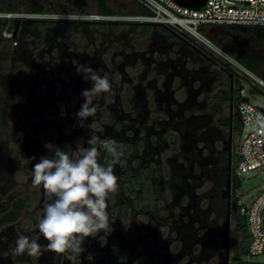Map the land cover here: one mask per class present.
<instances>
[{"label":"flooded vegetation","instance_id":"1","mask_svg":"<svg viewBox=\"0 0 264 264\" xmlns=\"http://www.w3.org/2000/svg\"><path fill=\"white\" fill-rule=\"evenodd\" d=\"M143 12L135 0H0V264H37L14 251L19 235L37 237L47 199L31 166L91 136L124 154L107 200L112 230L85 240L82 264L241 263L238 78L166 28L128 19ZM244 33L257 71L264 28ZM78 65L112 84L83 127L75 113L92 82ZM38 264L69 262L45 250Z\"/></svg>","mask_w":264,"mask_h":264},{"label":"clouds","instance_id":"2","mask_svg":"<svg viewBox=\"0 0 264 264\" xmlns=\"http://www.w3.org/2000/svg\"><path fill=\"white\" fill-rule=\"evenodd\" d=\"M76 70L84 80L92 82L90 88L81 91L83 102L75 113L77 124L83 127L96 114L98 97L109 92L112 84L90 65H78ZM78 141L75 154L59 147L50 149L46 144L51 155H42L31 166L32 184L42 188L47 199L36 225L37 237L19 235L14 251L17 255L27 253L37 264L45 250L63 254L69 264H82L85 240L112 230L107 200L117 191L114 166L124 153L112 138L91 136L86 141L89 146H85L83 137ZM104 152L111 156L107 164L101 162ZM41 237L45 244L40 242Z\"/></svg>","mask_w":264,"mask_h":264},{"label":"built area","instance_id":"3","mask_svg":"<svg viewBox=\"0 0 264 264\" xmlns=\"http://www.w3.org/2000/svg\"><path fill=\"white\" fill-rule=\"evenodd\" d=\"M143 13L129 20L166 28L202 53L227 67L238 80L264 93V77L233 58L210 36L218 27L264 28V0H206L200 9H191L173 0H135ZM237 114L242 125L236 168L247 172L264 168V109L244 98L238 86ZM247 130V131H245ZM245 217L249 241L246 260L264 254V189L250 204L239 207Z\"/></svg>","mask_w":264,"mask_h":264},{"label":"rangeland","instance_id":"4","mask_svg":"<svg viewBox=\"0 0 264 264\" xmlns=\"http://www.w3.org/2000/svg\"><path fill=\"white\" fill-rule=\"evenodd\" d=\"M252 29L254 30L256 29V27L250 28V30ZM226 30H231V35ZM210 36L224 50L227 49L226 39L228 37L230 39L236 38L239 43L243 44L246 51L249 53L257 51L258 48L256 40L251 35L245 34L244 30H241L239 27H224L223 29L214 28L210 31ZM262 57H264V55ZM256 73L264 77V62L259 66ZM238 86L244 89L245 99H247L254 106L264 109V93L262 91L252 87L249 83L243 80H238ZM234 173V180L238 186L236 205L237 207H243L246 204L249 205L253 198L256 197L261 190L264 189V168L259 167L247 172L240 171L235 168ZM246 231L248 233L247 227ZM248 261H254L259 264H264V254H259Z\"/></svg>","mask_w":264,"mask_h":264},{"label":"trees","instance_id":"5","mask_svg":"<svg viewBox=\"0 0 264 264\" xmlns=\"http://www.w3.org/2000/svg\"><path fill=\"white\" fill-rule=\"evenodd\" d=\"M234 28V27H231ZM250 30V28H249ZM230 55L235 58L237 61H239L241 64H243L244 66H246L247 68L254 70L255 68V64L252 63L251 59H249L246 54L244 53L243 50V45L236 42V41H232L230 44V47L228 49ZM235 212L239 215V219L238 221H240V230L243 233V237L245 239V246L243 248V251L241 253V263L240 264H259L257 262L254 261H248L245 259V256L247 255V247H248V241H249V235L246 231V222H245V217L241 214H239V206L236 207Z\"/></svg>","mask_w":264,"mask_h":264},{"label":"water","instance_id":"6","mask_svg":"<svg viewBox=\"0 0 264 264\" xmlns=\"http://www.w3.org/2000/svg\"><path fill=\"white\" fill-rule=\"evenodd\" d=\"M177 4L188 7L191 9H200L202 6H204L206 0H173Z\"/></svg>","mask_w":264,"mask_h":264},{"label":"crops","instance_id":"7","mask_svg":"<svg viewBox=\"0 0 264 264\" xmlns=\"http://www.w3.org/2000/svg\"><path fill=\"white\" fill-rule=\"evenodd\" d=\"M157 30L156 31H158V32H160V33H164V32H166L167 30L165 29V28H163V27H161V26H156L155 27ZM224 28V27H223ZM222 27H218V29H223ZM225 28H227V27H225ZM241 30L243 29H246V28H240Z\"/></svg>","mask_w":264,"mask_h":264}]
</instances>
